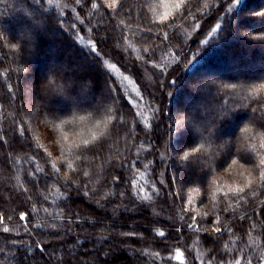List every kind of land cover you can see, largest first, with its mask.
<instances>
[{
	"label": "trees",
	"instance_id": "16d2710c",
	"mask_svg": "<svg viewBox=\"0 0 264 264\" xmlns=\"http://www.w3.org/2000/svg\"><path fill=\"white\" fill-rule=\"evenodd\" d=\"M157 2L0 0V264H220L249 237L263 260L264 42L245 33L264 32V1L177 0L167 16ZM197 24L207 34L180 30ZM93 92L97 111L73 107ZM38 109L100 134L57 162L28 123Z\"/></svg>",
	"mask_w": 264,
	"mask_h": 264
},
{
	"label": "rangeland",
	"instance_id": "374dc122",
	"mask_svg": "<svg viewBox=\"0 0 264 264\" xmlns=\"http://www.w3.org/2000/svg\"><path fill=\"white\" fill-rule=\"evenodd\" d=\"M224 1H227V0H224ZM263 1L264 0H259L258 3H262ZM173 3H177V0H158V2L155 4L156 5L155 10H156V12L161 13L162 16H167L171 12V5ZM161 10L165 11L164 14L161 12ZM202 29H203L202 24H197L193 28H190L187 25V26H184L183 28H181L180 30L182 33H184L186 36H188L189 39L194 40L195 37L197 36L198 31L202 30ZM205 32H206V30H202L200 34H205ZM192 33H194V34H192ZM206 34H207V32H206ZM13 49L15 50V47ZM179 56L180 55H178V57ZM178 57L176 56L175 59L178 60ZM139 60L135 59V61L137 63H139ZM89 64H90L89 66H91V67H95V65H96L93 63V61H90ZM152 67H154V66L152 65ZM38 71H39V74L44 72L43 69H39ZM147 79L151 84H154L155 81L157 80V76L153 73V78H152V76L150 74H148ZM35 93L37 94V93H39V91H37ZM102 93H103V97L101 98V96H100V98L102 100H105V99L107 100L108 92L106 91V89H103ZM94 98H96L95 93L94 92L90 93V95L85 96V98L80 100V102L76 103L75 106H73V107H75V109L80 110L84 106L87 105L86 107L97 111V107H96L97 105H92V103H93L92 99H94ZM27 102H28L27 108L29 107V105H32V107H34L33 106L34 102L32 100L28 99ZM61 107H64L63 110H65V109L69 108L70 106H67V104H65V105L62 104ZM65 111H67V110H65ZM28 123L33 128L34 133L36 134V136L39 139V141L41 142V144L47 149L48 154H50L53 157V159H55L57 162H62L63 160L66 159L65 158V154H66L65 152H66V146L68 144L71 145L72 142H76V144L77 143H83V144L87 143L91 136H93V135L97 136L100 134V131H96L94 129H97L99 127V125L103 124V123H97L96 125H94L93 130H92L93 135H90L89 130L86 127H85V129L84 128L81 130L78 129L75 132L67 133V132L61 131V130L53 127L51 125V123L43 117V114L41 113V111L39 109L37 110V114L31 113V116H29ZM192 125H194V123L192 120H190V123H188L187 126H192ZM252 238L253 237H249L246 240L247 246H244V244H242L241 248L239 247L238 249H235V250H238L236 252H235V250L228 248L227 249L228 255L226 256V258L222 262H220V264H229V261H232L234 264V260L237 258H241V257H245V258L251 260V264H256L257 257H254L256 247L254 246L255 244L252 243ZM257 241H259V240H257ZM248 245H249V247H248ZM250 247L254 248L255 250L254 251L250 250L249 249ZM262 251H263V249H259L260 253ZM235 255H236V257L233 259V257ZM184 256H185V254L181 250H177L175 252V258H177L178 260H183ZM198 256H199V260H198L199 264H208L209 261H211V264H215V262H216V260H214V259H212V260L206 259V263H205L204 258H206V257L204 255V252H202ZM258 256H259V254H258ZM262 259L263 260L261 262H259V264H264V252L262 254Z\"/></svg>",
	"mask_w": 264,
	"mask_h": 264
},
{
	"label": "snow or ice",
	"instance_id": "6c2138e0",
	"mask_svg": "<svg viewBox=\"0 0 264 264\" xmlns=\"http://www.w3.org/2000/svg\"><path fill=\"white\" fill-rule=\"evenodd\" d=\"M48 2L51 3V0H48ZM78 2H79V0H77V3H78ZM236 2L239 3V0H236ZM118 3H119V0H112V4H111L110 6H112V5H116V4H118ZM92 6H93V7H96L95 4H93ZM228 11H231V6L228 8ZM217 30H221V31H223V29H221V24H219V23H217V24L215 25V27L211 28V32H212V33H217ZM245 35H247L250 39H252V40H254V41L264 42V32H259V33H251V32H248V33H245ZM164 38L167 39V34H165V37H164ZM208 42H209V41H208L207 39L201 41L202 44H207ZM13 47H15V45H13ZM52 83H54V82L50 80V81L48 82V84H46L44 87L47 88L48 85H49V84H52ZM173 83H174V81H173ZM222 87H224L225 89H227V88L235 89V88L237 87V85H236V84H230V85L226 84V85H222ZM259 88H260V89H264V84L259 85ZM222 103H223L224 106L221 107V108H219V109L216 111V112H217V115H216V117H215V122H210L209 126L207 127V130H208V132H209V136H210V137H213V135H214V133H215V130H216V125H217V123H218L219 121L224 120L225 118L229 117L230 114H231V112H232V109H230L229 107H227V104H228V101H227V100H222ZM257 103H258V108L253 109V111H259V112H260V115L257 116V117H255V118H254V121L257 123V127H258V129L262 132V134H264V100H259ZM188 123H190V119H189V117L187 116V117L185 118L184 127H185ZM120 124H121V126H123V121H120ZM182 128H183V127H182ZM179 129H181V127H178L177 131H179ZM197 130H199V129H197ZM243 131H244V132H248L249 129H248V128H244ZM199 151H200V148H199V147H192V148L190 149V151H189V150H186V151H184V152L181 153V154H176V155H175V159H177L178 161H180V162L182 163V162L188 160L189 155H190L191 153L199 152ZM150 163H155V162L152 161V162H150ZM231 163H232V164H236L237 161L233 159V160H231ZM260 163H261V165H264V161H261ZM148 166H149L148 164H145V165H144L145 168H147ZM56 171H57V173H58V172H59V169H57ZM85 174H86V173H85ZM31 175H32L33 177H35V173H32ZM260 176H261V178H264V172H261V173H260ZM171 179L174 181V180L176 179V177H175V176H172ZM25 191H27V189H25ZM121 195H122V194H121ZM20 218H21V219H24V216L22 215ZM9 219H10V218H9ZM2 222H3V217L0 216V223H2ZM217 223H218V221H217ZM188 226H189V227L196 228V229L198 230V225H192V224H189ZM2 231L5 232V233H7V232H9V229H8L7 227H4V228L2 229ZM215 231H216L217 233H221V232L223 231V229L217 227V228L215 229ZM157 234H158L159 236H161V237H164V236H165V233H164L163 231H159ZM123 235H126V236H127V235H132V234H131V233H124ZM14 243H15V242H14ZM41 250H43V249H42V246H41ZM157 255H158V254H157ZM208 264H211V261H209ZM229 264H233V262H232V261H229ZM234 264H251V260H249V259H247V258H245V257H241V258H237V259H235V260H234Z\"/></svg>",
	"mask_w": 264,
	"mask_h": 264
}]
</instances>
